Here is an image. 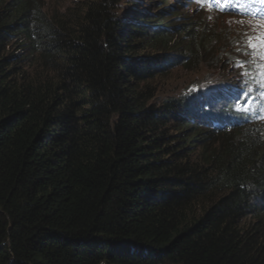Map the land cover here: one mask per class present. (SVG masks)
Returning <instances> with one entry per match:
<instances>
[{
	"label": "trees",
	"instance_id": "1",
	"mask_svg": "<svg viewBox=\"0 0 264 264\" xmlns=\"http://www.w3.org/2000/svg\"><path fill=\"white\" fill-rule=\"evenodd\" d=\"M187 1L0 0V264H264V131Z\"/></svg>",
	"mask_w": 264,
	"mask_h": 264
},
{
	"label": "rangeland",
	"instance_id": "2",
	"mask_svg": "<svg viewBox=\"0 0 264 264\" xmlns=\"http://www.w3.org/2000/svg\"><path fill=\"white\" fill-rule=\"evenodd\" d=\"M44 1L45 4H52V0ZM183 10L181 22H189L195 27L205 29L214 40L216 57L213 61L218 63L223 56L229 54L217 67L209 69L207 65H203L205 75L199 89L201 93L206 95L226 87L236 94L237 99L246 96L248 100L252 97V108L259 116L260 129L264 131V21L243 17L235 10H225L218 3L209 0H188L184 3ZM232 60H235L239 67L241 63L246 66L250 62L258 66L263 78L256 92H244L242 84L246 83L247 77L239 75V70L235 65H231Z\"/></svg>",
	"mask_w": 264,
	"mask_h": 264
},
{
	"label": "snow or ice",
	"instance_id": "3",
	"mask_svg": "<svg viewBox=\"0 0 264 264\" xmlns=\"http://www.w3.org/2000/svg\"><path fill=\"white\" fill-rule=\"evenodd\" d=\"M253 47L255 46V45H252Z\"/></svg>",
	"mask_w": 264,
	"mask_h": 264
}]
</instances>
